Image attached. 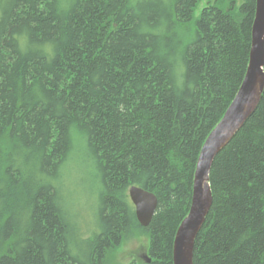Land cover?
I'll return each mask as SVG.
<instances>
[{"label":"trees","instance_id":"obj_1","mask_svg":"<svg viewBox=\"0 0 264 264\" xmlns=\"http://www.w3.org/2000/svg\"><path fill=\"white\" fill-rule=\"evenodd\" d=\"M201 1L0 0V264H114L134 233L148 237L149 264H173L199 153L246 74L256 11V0H208L195 19ZM79 150L102 184L87 239L58 186ZM210 185L194 264H264V94ZM132 186L158 198L146 228Z\"/></svg>","mask_w":264,"mask_h":264},{"label":"water","instance_id":"obj_2","mask_svg":"<svg viewBox=\"0 0 264 264\" xmlns=\"http://www.w3.org/2000/svg\"><path fill=\"white\" fill-rule=\"evenodd\" d=\"M264 94V0H256L249 63L243 81L223 118L211 131L199 153L194 173L192 198L173 244V264H194L196 239L213 205L210 175L217 156L258 109ZM129 197L142 227H148L157 211L155 194L132 186ZM146 263L151 259L146 256Z\"/></svg>","mask_w":264,"mask_h":264},{"label":"rangeland","instance_id":"obj_3","mask_svg":"<svg viewBox=\"0 0 264 264\" xmlns=\"http://www.w3.org/2000/svg\"><path fill=\"white\" fill-rule=\"evenodd\" d=\"M207 2L208 0H202L198 4L194 11L195 19L201 15ZM241 2L242 0H237V5H240ZM176 37H180L186 42L190 38V34L186 28H182L177 32ZM72 158L73 160H70L65 167L58 186L68 210L73 211L76 222L79 223L78 227L82 229L83 236L80 235V239H87L92 236V231L97 229L99 193L102 184L95 164L86 154V150L82 152L80 150L75 151ZM148 245L146 235L142 233L132 234L114 253L113 263L131 264L133 261L141 262L143 260L141 255L147 254Z\"/></svg>","mask_w":264,"mask_h":264},{"label":"flooded vegetation","instance_id":"obj_4","mask_svg":"<svg viewBox=\"0 0 264 264\" xmlns=\"http://www.w3.org/2000/svg\"><path fill=\"white\" fill-rule=\"evenodd\" d=\"M142 258H145V255H141Z\"/></svg>","mask_w":264,"mask_h":264}]
</instances>
